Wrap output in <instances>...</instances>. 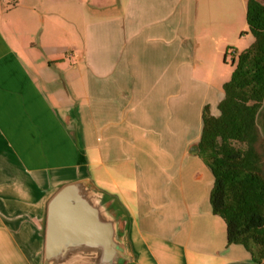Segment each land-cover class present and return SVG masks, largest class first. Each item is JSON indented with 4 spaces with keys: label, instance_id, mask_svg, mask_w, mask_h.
<instances>
[{
    "label": "crops",
    "instance_id": "obj_1",
    "mask_svg": "<svg viewBox=\"0 0 264 264\" xmlns=\"http://www.w3.org/2000/svg\"><path fill=\"white\" fill-rule=\"evenodd\" d=\"M10 1L0 0V264H46L48 204L83 180L122 218L127 264H256L228 244L198 155L204 109L219 115L234 71L226 55L254 42L249 0H17L13 22ZM54 15L73 40L65 59L42 61L27 31Z\"/></svg>",
    "mask_w": 264,
    "mask_h": 264
},
{
    "label": "trees",
    "instance_id": "obj_2",
    "mask_svg": "<svg viewBox=\"0 0 264 264\" xmlns=\"http://www.w3.org/2000/svg\"><path fill=\"white\" fill-rule=\"evenodd\" d=\"M247 24L254 42L233 56L219 115L204 109L198 155L215 178L210 202L228 244L264 264V5L257 0L248 1Z\"/></svg>",
    "mask_w": 264,
    "mask_h": 264
},
{
    "label": "water",
    "instance_id": "obj_3",
    "mask_svg": "<svg viewBox=\"0 0 264 264\" xmlns=\"http://www.w3.org/2000/svg\"><path fill=\"white\" fill-rule=\"evenodd\" d=\"M123 225L112 202L91 180L64 185L48 204L44 260L127 264L132 251Z\"/></svg>",
    "mask_w": 264,
    "mask_h": 264
},
{
    "label": "rangeland",
    "instance_id": "obj_4",
    "mask_svg": "<svg viewBox=\"0 0 264 264\" xmlns=\"http://www.w3.org/2000/svg\"><path fill=\"white\" fill-rule=\"evenodd\" d=\"M10 5L8 3L7 9L9 11V20L10 22L15 21L17 17V12L15 10L17 0H11ZM234 12H236V2H233ZM20 13V9L18 11ZM36 30V33H35ZM29 34L35 33L36 37L31 36L29 42L35 43L40 47L36 49L35 56L39 60L47 61L48 58H55L60 56V58L65 59L68 55V51L66 48L71 46L73 35L72 29L69 28L68 24L64 19H62L59 15H54L51 18L46 16L45 23L39 25V29L35 27H31L28 31ZM34 35V36H35ZM249 39L252 38L248 35ZM61 46L63 47V51L52 52L50 51L51 47ZM231 52V51H230ZM228 64L232 65L231 57L228 59ZM233 66V65H232Z\"/></svg>",
    "mask_w": 264,
    "mask_h": 264
},
{
    "label": "built area",
    "instance_id": "obj_5",
    "mask_svg": "<svg viewBox=\"0 0 264 264\" xmlns=\"http://www.w3.org/2000/svg\"><path fill=\"white\" fill-rule=\"evenodd\" d=\"M230 54H231V55L228 56V57H231V59L233 60V56H235V53L231 51Z\"/></svg>",
    "mask_w": 264,
    "mask_h": 264
},
{
    "label": "flooded vegetation",
    "instance_id": "obj_6",
    "mask_svg": "<svg viewBox=\"0 0 264 264\" xmlns=\"http://www.w3.org/2000/svg\"><path fill=\"white\" fill-rule=\"evenodd\" d=\"M258 2H260V0H257ZM261 3V2H260ZM262 4V3H261Z\"/></svg>",
    "mask_w": 264,
    "mask_h": 264
}]
</instances>
